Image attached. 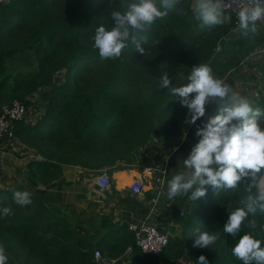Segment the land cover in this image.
<instances>
[{
  "label": "trees",
  "instance_id": "16d2710c",
  "mask_svg": "<svg viewBox=\"0 0 264 264\" xmlns=\"http://www.w3.org/2000/svg\"><path fill=\"white\" fill-rule=\"evenodd\" d=\"M190 5L191 0H181L186 16L170 12L141 33L138 41L146 50L144 56L135 43L129 42L120 58L102 60L92 37L97 27L113 26L110 14L123 11L120 0L0 3V114L3 105L13 99L27 108L29 94L52 84L54 73L65 68L64 81L48 90L45 111L39 119L34 124L17 120L13 135L0 137V148L12 139L38 156L27 163L30 183L48 188L70 183L64 177L63 164L86 169L111 167L132 160L133 151L153 134L167 139L178 133L188 109L179 97L160 88L162 72L179 87L186 82L178 71L187 76L193 66L208 63L221 78L223 71L263 44L264 27L256 35L238 32L230 36L237 27L236 19L226 9L232 22L209 30L193 17ZM156 40L160 44L152 46ZM25 54L30 56L25 68L12 70L7 66L8 61ZM261 93L254 104L264 108ZM221 106L212 102L206 110L218 113ZM176 173L168 175L167 181ZM120 174L126 177L125 171ZM23 190L29 189L20 182L0 188V244L13 263L97 264L95 249L116 259L131 246L132 258L121 264H159L160 256L143 252L135 244L127 220L115 221L95 211H74L33 192L32 203L21 207L15 204L13 195ZM249 194L243 187L236 191L221 189L218 194L209 187L206 196L196 202L187 197L174 198L184 200L190 210L185 215L178 208L171 211L174 219L182 222V235L170 238L162 254L178 256L190 249L191 264H198L201 255L206 256L208 264H242L231 249L240 236L251 231L248 221L256 223L253 235L264 241V214L250 215L240 236L233 237L223 228L230 212ZM7 206L13 208L14 215H2ZM197 228L218 232L220 240L209 248L194 247Z\"/></svg>",
  "mask_w": 264,
  "mask_h": 264
},
{
  "label": "clouds",
  "instance_id": "9594fccd",
  "mask_svg": "<svg viewBox=\"0 0 264 264\" xmlns=\"http://www.w3.org/2000/svg\"><path fill=\"white\" fill-rule=\"evenodd\" d=\"M181 0H120L123 11H112L114 21L111 28L101 25L92 37L94 49L102 60L118 59L129 42L136 44L139 54L146 50L138 41L141 33L149 31L170 12L186 16L180 6ZM239 7L238 25L235 31L245 36L258 34L264 27V0H191L193 17L209 30L232 22L226 9ZM163 9V10H162ZM145 43H148L145 38ZM160 41H152V46ZM188 83L176 87L166 72L160 77V88L180 98L188 109L186 123L195 124L206 114V105L218 101L222 106L218 114L208 118L195 135L198 142L191 148L187 158L180 161L182 170L168 181L167 198L187 197L196 202L206 196L209 187L216 193L221 189L236 191L243 187L250 193L240 206L231 211L223 231L233 237L240 236L248 217L258 212L264 214V108L253 100L234 91L224 79L217 77L210 64L199 63L192 67ZM33 193L29 190L15 191L13 199L21 207L32 203ZM11 206L2 209L4 217L14 215ZM251 229L240 236L231 249L232 255L242 264H264V247L261 239L253 232L254 221H248ZM194 247L209 248L220 240L218 232L196 230ZM9 256L0 244V264H8ZM198 264H208L201 255Z\"/></svg>",
  "mask_w": 264,
  "mask_h": 264
},
{
  "label": "rangeland",
  "instance_id": "374dc122",
  "mask_svg": "<svg viewBox=\"0 0 264 264\" xmlns=\"http://www.w3.org/2000/svg\"><path fill=\"white\" fill-rule=\"evenodd\" d=\"M237 33L238 31L233 30V31H230L229 35L234 36ZM260 47H262V45L256 48H260ZM248 55H249L248 57L244 56L243 58H241L237 64L233 66L231 65V67L228 70L223 71L221 78L224 79L228 84H230L234 91L240 93L241 95L250 97L253 100V102H255L257 100L254 98L255 91H260V92L262 91L264 94V51H258V53H255V54L253 53V54H248ZM26 61L30 62V56L28 54H25L23 57L21 56L20 58L15 57L14 59H12L11 62L8 61L7 66L11 67L12 70L18 69L20 67L25 68ZM171 68L175 69V67L173 66H171ZM178 74L182 77L183 80H185L186 83H188L187 78L190 75V73H188V75L186 76L182 71H178ZM64 79H65V68H61L54 73L52 84L48 86L38 87V88H40V90H44V88H46V90H49L51 89L53 84L58 85L62 83ZM35 91L37 92V95ZM28 98L30 100V104L27 106L26 111L24 112L25 119H26L24 123L34 124L45 111V104L43 102L45 100L41 98V92L38 89L32 91L29 94ZM214 102H218V101H214ZM5 105H3V107H5ZM209 106L210 104L206 105V108H208ZM187 116H188V113L182 119L181 125L183 124ZM185 124L186 126L184 128V132L194 135L196 132H193L191 130L192 127H190V124L186 122ZM183 127L184 126H182V130H183ZM181 131L178 132L179 134L176 133L168 137L167 139L164 137H161L162 140H164L163 141V147H164L163 152L165 153L168 152V148L166 146L167 142L171 141L170 143H175L176 141L181 140L180 142L182 143L184 141V137H182L181 136L182 133H180ZM152 136H155V135L153 134ZM7 141L8 142L7 143L4 142L2 147L0 148V188H6L9 185L20 182L22 184H25L27 187L31 188L33 191H38V192L48 191L50 187L48 188L42 183H39L38 185L35 186L32 183H30L28 176H27V172H26L27 163L31 159L36 158L38 156L32 152L31 148L26 149V147L18 143L16 140L9 139ZM180 142H178V144H180ZM141 145H139L135 149V151H133V155L131 158L132 160L130 161H133L135 160V158H137L138 160L142 162L141 159L143 158V156L141 155V152L139 151V149L141 148ZM187 148L191 150L190 146H188ZM182 153L183 151L181 152L179 151V154L181 155L176 157L178 159L171 160V161L175 160L174 163L177 164V168L175 169V171H172V173H176L177 171L182 170V165H180V161H182L184 158H187L190 151L183 155ZM162 158L163 156L161 155V157L159 158L160 163L168 162V160L162 161L163 160ZM125 161H129V160H123V162ZM121 162H117V163H120V165L124 167L123 162L122 163ZM149 163L156 164L155 162H149ZM115 165L117 164L115 163L111 165V167H103L100 169H92V170H95L98 173L100 172V170L104 169L108 171L109 174H111L112 173L111 171L114 169L113 167H115ZM172 173H168L165 175L166 180H167L168 175ZM110 182L112 183L111 176H110ZM110 187H111V184L108 187H106V189ZM165 190L167 192V188H165ZM165 190L163 194L165 193ZM138 194H143L145 196H152V194L148 191L146 187H144L142 191L137 193V195ZM131 196L133 195L131 194ZM179 201H180L179 199L169 200L166 194L164 202L166 203L169 202V204L171 205L166 210L160 209L159 216H157L154 219V222L157 223L160 229L163 230L169 236V238H174V237L176 238L182 235V222L174 219V216L171 215V211L174 208H178L185 215L190 210L189 205L186 204L184 200L180 202ZM55 203L61 205L62 207L63 206L67 207V205H62L61 202L60 203L55 202ZM99 213H104V212H99ZM130 254L131 252L129 250H126V252H123L116 259L109 258L108 256L102 255L103 259L100 261V264L125 263L132 258ZM192 257H193V253L190 249H184V251L181 252L178 256H174L173 254L171 256H168V255L166 256L163 253L162 255H160L159 264H191ZM110 259H113V260H110ZM8 264H15V263L9 260Z\"/></svg>",
  "mask_w": 264,
  "mask_h": 264
},
{
  "label": "crops",
  "instance_id": "0c3cea01",
  "mask_svg": "<svg viewBox=\"0 0 264 264\" xmlns=\"http://www.w3.org/2000/svg\"><path fill=\"white\" fill-rule=\"evenodd\" d=\"M236 28L237 27H235L234 29ZM255 49L251 50L248 54H253V51ZM255 53L258 52L256 51ZM248 54L246 55V57L249 56ZM37 89L41 92V98L44 100L43 92H48V90H46V88H44V90H40V88ZM35 93L37 95L36 91ZM23 120L26 121L25 115ZM185 120L182 124V126H184L183 130L180 132L182 133L181 136L184 137V141L182 143L180 142L181 140L176 141L175 143L177 144L170 143L171 141L167 142L166 146L168 148V152L165 153L163 152L164 140H162L161 136H152V138L148 142L142 144L141 148L139 149L141 155L143 156V158L141 159L142 162L137 158L130 162L122 161L124 167H122L120 163H116L117 165L113 167L114 169L110 174L112 179L110 188L100 189L94 184V178L97 174V171L86 169L73 164H63L62 167L64 177L67 181H70V183H57V185L51 187L46 192L33 191L25 184L23 185H25L27 189H31V192L39 194L46 201L54 203L61 202L62 205L70 206L73 210L76 211L85 210L104 212L110 215L115 221H129L131 219H140L144 217H148L154 220L157 216H159L160 209L166 210L171 205L169 204V202H164L165 196L167 194L166 190L164 194L162 193L159 196L157 202L154 203L151 200V196H145L143 194L134 195L130 193L128 185L133 179L136 171H138L139 167L145 162H155L156 165L164 171L165 175L168 173H172V171H175V169L177 168V164L174 162L176 159H178L176 157L181 155L179 154V151H183L182 155L189 152L190 149H188L187 147L190 146L192 148L199 139L195 134L192 135L184 132V128L186 126ZM191 130L193 132H196V130H194L193 128ZM178 142H180V144H178ZM161 155L163 156L162 161L168 160V162L160 163L159 158L161 157ZM172 159L175 160L171 161ZM123 171L126 172L125 175L126 177H129V180H127L124 175L121 176L120 173ZM118 178L121 180V182L118 180ZM166 182L167 180L165 177V188H167L168 184V182L167 184ZM131 194L133 196H131Z\"/></svg>",
  "mask_w": 264,
  "mask_h": 264
},
{
  "label": "built area",
  "instance_id": "2783aa9c",
  "mask_svg": "<svg viewBox=\"0 0 264 264\" xmlns=\"http://www.w3.org/2000/svg\"><path fill=\"white\" fill-rule=\"evenodd\" d=\"M10 1L11 0H0V3H8ZM240 6L243 5L238 4L227 8L235 16L236 26L238 25L237 13ZM256 51H264V42L262 47L256 48L253 52L255 53ZM261 92L255 91L254 98L258 99L262 94ZM25 111V104L18 99H13L7 103L5 107H3L2 113L0 114V137L13 135L14 123L17 120H23ZM214 115H216L215 111L207 109L205 116L198 120L195 124H190V127H192L194 130H197L198 127H201L209 117ZM94 184L100 189H105L108 187L111 184L109 172L104 169L100 170V172L95 175ZM144 187H146L151 192V200L154 203L157 202L159 196L164 192L165 174L164 171L161 170L156 164L149 162L143 163L139 167L138 171H136L133 179L128 185L129 191L132 194L139 193ZM127 226L134 234L135 244L143 252L160 256L163 249L169 243V236L160 229L153 219L148 217L131 219L128 221ZM126 250L131 252V246H128ZM94 259L97 264H100V261L103 259L102 254L98 249L94 250Z\"/></svg>",
  "mask_w": 264,
  "mask_h": 264
},
{
  "label": "water",
  "instance_id": "95a60500",
  "mask_svg": "<svg viewBox=\"0 0 264 264\" xmlns=\"http://www.w3.org/2000/svg\"><path fill=\"white\" fill-rule=\"evenodd\" d=\"M47 97H48V92H47V91H44V92H43V98H44V100H46Z\"/></svg>",
  "mask_w": 264,
  "mask_h": 264
}]
</instances>
